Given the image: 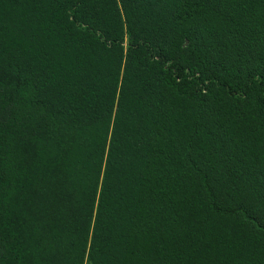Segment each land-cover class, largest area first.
Masks as SVG:
<instances>
[{"label":"trees","instance_id":"obj_1","mask_svg":"<svg viewBox=\"0 0 264 264\" xmlns=\"http://www.w3.org/2000/svg\"><path fill=\"white\" fill-rule=\"evenodd\" d=\"M0 264H264V0H0Z\"/></svg>","mask_w":264,"mask_h":264}]
</instances>
